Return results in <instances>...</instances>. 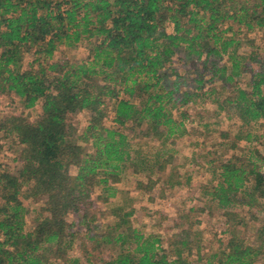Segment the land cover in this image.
Segmentation results:
<instances>
[{"label": "trees", "instance_id": "16d2710c", "mask_svg": "<svg viewBox=\"0 0 264 264\" xmlns=\"http://www.w3.org/2000/svg\"><path fill=\"white\" fill-rule=\"evenodd\" d=\"M261 29L264 0H0V95L13 94L26 109L41 101L35 120L6 115L0 121L18 147L14 167L0 163V264H56L77 238L68 217L92 221L89 211L96 200L114 196L122 172L131 167L136 174L148 161L138 140L159 144L151 165L141 168L163 172L171 165L175 138L190 131L186 106L210 101L242 126L264 119V55L248 37ZM82 41L84 58H54L59 46ZM178 54L184 73L171 65ZM216 81L219 90L206 87ZM83 110L88 118L79 133L71 116ZM211 163L217 181L204 187L208 203L230 219L237 218L228 211L235 207L263 214L250 242L233 229L204 256L194 239L199 221H190L193 207L163 229L173 230L165 241L132 227L130 212L99 234L87 228L83 239L91 249L118 247L102 264H197L201 258L205 264H256L264 259V157L254 147ZM155 183L148 177L136 188L151 191ZM23 200L38 204L30 229ZM86 256L93 263V255ZM65 260L81 264L78 257Z\"/></svg>", "mask_w": 264, "mask_h": 264}, {"label": "rangeland", "instance_id": "374dc122", "mask_svg": "<svg viewBox=\"0 0 264 264\" xmlns=\"http://www.w3.org/2000/svg\"><path fill=\"white\" fill-rule=\"evenodd\" d=\"M165 31L167 33L173 31L170 23L166 24ZM248 37L260 49V53L264 55V29L253 31L248 34ZM249 49L246 45L242 47L244 51ZM86 54L87 42L82 41L74 47L59 46L54 53V58L67 57L70 60H79L84 58ZM29 59L30 57H27L25 63ZM184 64L183 55L181 54L175 55L171 62V65L181 73H184ZM246 79L247 75H244L239 84L244 86ZM220 84L219 81H216L208 83L206 87H215L216 90H219ZM106 105L109 113L105 122L110 125L112 114L111 102L108 99ZM40 110L41 101L37 102L34 107L26 109L13 94L0 95V121L6 115H24L30 120H35ZM186 110L190 115L189 120H192V123L187 124L190 131L184 140L181 139L183 135L175 138L172 145L173 158L171 165H168L163 172H157L155 168L151 167L141 168L151 165L152 155L159 144L151 139L138 140L137 143L140 145L136 144V148H139L141 155L145 156L148 161L146 160V163L140 166L136 174L133 173L131 167H127L122 172L120 181L114 184V196L104 203L96 200L95 205L89 211L88 219L91 218L92 221L88 220L83 224H77L78 214L68 217L69 221L74 222L71 231H74L77 238L66 254L62 258L56 259L54 263L66 264V258L78 257L81 264H102L103 260L113 257L118 251V247L103 243L100 247L91 249L92 244L90 241L83 239L84 234L87 228L97 234L104 232L107 225H112L118 217H122L127 212H130L126 218L132 227L146 234H157L162 241H165L173 232V230H163L168 228L170 221L177 217V214L187 211L190 207L196 208L190 213V221L194 222L195 219L199 221L194 222L192 230L194 239L201 246L204 256L208 251L217 250L219 244L225 241L229 231L233 229L238 236L247 242L254 238V229L263 214L256 213L255 209L248 212L246 207H235L228 211H235L237 218L230 219L223 210L216 208L211 202L208 203V190L204 187L205 185L214 184L217 178L205 184L199 178H203L207 172L204 169L206 159H217L231 153L247 155L254 147L258 148L264 157V138L262 136L264 133V119L251 122L248 126H242L238 118L235 116L227 117L223 111L217 108L216 104L210 101L198 102L193 106L190 104L186 106ZM87 118L88 114L84 110L71 116V120L76 125L79 133L84 129ZM221 133H225L226 136H222ZM247 133H249V138L245 136ZM232 143H234V147L229 149ZM17 148L15 138L5 134L4 130L0 129V163L5 164L7 167H14L16 165ZM186 158H191L193 161L182 166ZM186 168L187 171H194L192 179H185L184 170ZM199 170H202L201 172L204 175H201ZM170 172L173 175L171 181L168 182L166 179H168ZM148 177L155 180L154 188L151 191L137 189L136 181H146ZM171 182L173 184H170ZM99 192L100 188L96 187L93 198ZM23 202L29 208L25 228L30 229L31 219L36 215L38 204L30 200H23ZM198 208H204V210L199 211ZM238 219L241 223L233 228L231 224L233 221H238ZM79 241H81V247H78ZM87 254L93 255V257H90L93 263L87 262ZM204 259L201 258L200 261H197V264H205ZM256 264H264V259L259 257Z\"/></svg>", "mask_w": 264, "mask_h": 264}, {"label": "crops", "instance_id": "0c3cea01", "mask_svg": "<svg viewBox=\"0 0 264 264\" xmlns=\"http://www.w3.org/2000/svg\"><path fill=\"white\" fill-rule=\"evenodd\" d=\"M187 135H188V133L183 135L181 139L184 140L185 136H187ZM206 154L208 155V152ZM191 161H193V159H191V158L187 159L186 158L184 163L182 164V166L183 165H188V162H191ZM204 164H205L204 169H206V171L209 172V173L206 172L205 175H204V173L201 172L202 170H199L201 175H204L203 178L200 176L201 178H199V180H201V182H203L205 184L208 181L215 180L217 178V173H216V168H214L213 164L211 163V160L206 159V162ZM184 171H185V176H186L185 179L186 180L192 179V177L194 175V171H187V168ZM203 183H201V184H203Z\"/></svg>", "mask_w": 264, "mask_h": 264}]
</instances>
